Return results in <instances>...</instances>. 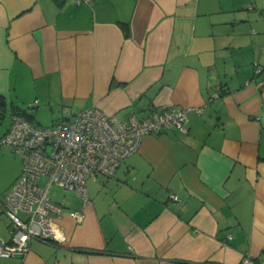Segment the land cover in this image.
Here are the masks:
<instances>
[{
	"label": "crops",
	"instance_id": "0c3cea01",
	"mask_svg": "<svg viewBox=\"0 0 264 264\" xmlns=\"http://www.w3.org/2000/svg\"><path fill=\"white\" fill-rule=\"evenodd\" d=\"M263 82L262 0H0L3 118L202 109L89 179L87 204L64 198V242L34 240L0 264H264ZM20 160L0 175L5 241Z\"/></svg>",
	"mask_w": 264,
	"mask_h": 264
},
{
	"label": "built area",
	"instance_id": "2783aa9c",
	"mask_svg": "<svg viewBox=\"0 0 264 264\" xmlns=\"http://www.w3.org/2000/svg\"><path fill=\"white\" fill-rule=\"evenodd\" d=\"M89 1L76 0V3ZM192 111L200 114L202 109L173 106L145 117L131 113L118 118L90 108L51 127L12 115V124L0 144L10 147L22 159L23 167L6 197L5 212L12 232L10 241L0 237V258L24 257L34 240L64 242L66 235L56 219L65 211L63 203L51 199L54 186L73 191L87 204L89 179L112 177L138 151L147 135H159L171 129L186 132L188 114ZM173 199L178 198L173 196ZM72 216L83 218L78 212ZM243 264H255V261L246 257Z\"/></svg>",
	"mask_w": 264,
	"mask_h": 264
},
{
	"label": "rangeland",
	"instance_id": "374dc122",
	"mask_svg": "<svg viewBox=\"0 0 264 264\" xmlns=\"http://www.w3.org/2000/svg\"><path fill=\"white\" fill-rule=\"evenodd\" d=\"M262 1L264 2V0ZM38 109L36 111L31 109H24L25 111H27V114L29 116H32V118L29 119V122L42 127H51L54 124V120L56 118V109L55 113L45 105L40 106ZM12 121L13 118L9 114L4 118H0V139L8 131L12 124ZM20 164V158L14 154L9 146H0V175L6 176L14 174L18 170V166L20 167ZM72 192L73 191H67L59 186H54L50 196L52 200L60 203L64 198L68 200L69 197H71Z\"/></svg>",
	"mask_w": 264,
	"mask_h": 264
},
{
	"label": "trees",
	"instance_id": "16d2710c",
	"mask_svg": "<svg viewBox=\"0 0 264 264\" xmlns=\"http://www.w3.org/2000/svg\"><path fill=\"white\" fill-rule=\"evenodd\" d=\"M56 1L59 3V5H62V3L64 2V0H56ZM0 107L2 109L1 117H3L4 114H5L4 106L2 104H0ZM13 115L21 116V117L25 118L28 121H29L30 118H32V116H29L27 114V111H25V110L24 111H16Z\"/></svg>",
	"mask_w": 264,
	"mask_h": 264
}]
</instances>
